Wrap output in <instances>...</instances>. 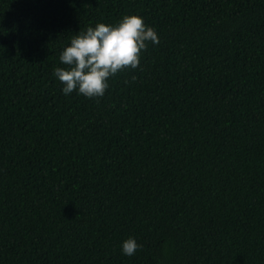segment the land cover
<instances>
[{"label":"trees","instance_id":"obj_1","mask_svg":"<svg viewBox=\"0 0 264 264\" xmlns=\"http://www.w3.org/2000/svg\"><path fill=\"white\" fill-rule=\"evenodd\" d=\"M125 15L159 44L64 95ZM0 264H264V0H0Z\"/></svg>","mask_w":264,"mask_h":264},{"label":"clouds","instance_id":"obj_2","mask_svg":"<svg viewBox=\"0 0 264 264\" xmlns=\"http://www.w3.org/2000/svg\"><path fill=\"white\" fill-rule=\"evenodd\" d=\"M147 42L158 45L159 37L138 15H125L115 25L97 23L71 38L59 55L66 67L55 68L54 76L62 83L64 95L78 91L87 98L103 97L110 78L139 67ZM141 248L132 237L122 243V253L127 256Z\"/></svg>","mask_w":264,"mask_h":264}]
</instances>
